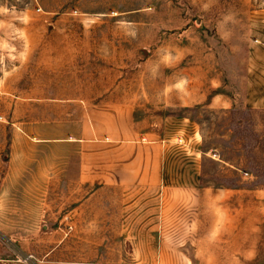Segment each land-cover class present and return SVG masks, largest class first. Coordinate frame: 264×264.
<instances>
[{
	"label": "rangeland",
	"instance_id": "rangeland-1",
	"mask_svg": "<svg viewBox=\"0 0 264 264\" xmlns=\"http://www.w3.org/2000/svg\"><path fill=\"white\" fill-rule=\"evenodd\" d=\"M260 63L264 0H0V264H264Z\"/></svg>",
	"mask_w": 264,
	"mask_h": 264
},
{
	"label": "crops",
	"instance_id": "crops-1",
	"mask_svg": "<svg viewBox=\"0 0 264 264\" xmlns=\"http://www.w3.org/2000/svg\"><path fill=\"white\" fill-rule=\"evenodd\" d=\"M260 68H258L259 73L249 80L245 94L242 99V108L248 109H259L264 110V63H260ZM224 107H232V99L224 101ZM187 122H191L188 118H183ZM187 123V124H188ZM186 124V123H185ZM48 264H76V263H48ZM81 264V263H80Z\"/></svg>",
	"mask_w": 264,
	"mask_h": 264
}]
</instances>
